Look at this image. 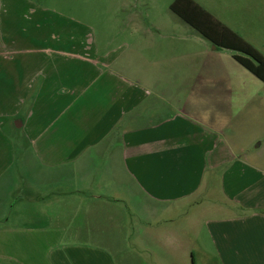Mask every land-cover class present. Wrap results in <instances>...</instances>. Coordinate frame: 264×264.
Returning a JSON list of instances; mask_svg holds the SVG:
<instances>
[{
  "label": "crops",
  "instance_id": "0c3cea01",
  "mask_svg": "<svg viewBox=\"0 0 264 264\" xmlns=\"http://www.w3.org/2000/svg\"><path fill=\"white\" fill-rule=\"evenodd\" d=\"M10 12L0 127L37 154H13L0 131V264H135L147 240L156 256L194 245L264 264V81L204 37L184 68L169 56L146 72L142 57L89 54L76 25L44 12L16 39ZM247 42L264 55V31ZM20 160L25 195L7 175Z\"/></svg>",
  "mask_w": 264,
  "mask_h": 264
},
{
  "label": "rangeland",
  "instance_id": "374dc122",
  "mask_svg": "<svg viewBox=\"0 0 264 264\" xmlns=\"http://www.w3.org/2000/svg\"><path fill=\"white\" fill-rule=\"evenodd\" d=\"M174 1L0 0V8L2 5L9 6L11 16L18 19L15 23L20 27V31L22 27L26 29L19 32L16 39L31 40L33 35L31 31L28 32L26 23L32 22L29 18L38 21L39 15L43 16L41 13L44 12L46 21L50 18L56 24L76 25L74 34L78 40L83 41L84 46L91 50L89 54L95 53L110 57L118 55V57L130 60L142 57L150 64V69L146 67L145 71L154 72L155 65L151 62L160 57L178 58V62L172 65L176 67L179 63L184 68L190 60H193V54H200L202 47L199 40L206 38L199 30L186 24L171 10L170 7ZM195 1L203 4V8L208 13L245 41L247 37L257 38L260 31H264V0ZM24 19H26L25 22H23ZM235 28H238V33ZM213 47L220 48L224 54H234V58L236 55L245 56L227 48L217 47L215 44ZM136 67L137 65H134L132 68L136 69ZM10 129L12 130V127L8 125L4 128L0 127L4 139L11 143L13 154H37L33 146L25 144L23 130H18L14 126L12 132ZM21 161L18 164L16 162L7 175L17 180L21 190L20 194L25 195L23 190L26 185L31 188L28 183L30 175L29 172L23 174L24 167ZM35 183L37 181H34ZM36 189L37 187L34 186V190ZM16 198L17 196L14 199ZM180 219L178 225L185 226L186 224L182 221L184 218ZM147 241L154 249L147 254L130 256L135 264H159L158 262L161 264H193V258L197 264H220L218 256L208 253V248L205 249L207 254H203L193 245L192 253L195 254L193 256L191 254L187 259L181 254L156 256L154 252L159 254L160 246H156L150 240Z\"/></svg>",
  "mask_w": 264,
  "mask_h": 264
},
{
  "label": "trees",
  "instance_id": "16d2710c",
  "mask_svg": "<svg viewBox=\"0 0 264 264\" xmlns=\"http://www.w3.org/2000/svg\"><path fill=\"white\" fill-rule=\"evenodd\" d=\"M170 8L183 21L199 30L217 47L244 54L245 56L236 55L235 59L264 81V55L250 43L216 20L194 0H175Z\"/></svg>",
  "mask_w": 264,
  "mask_h": 264
},
{
  "label": "water",
  "instance_id": "95a60500",
  "mask_svg": "<svg viewBox=\"0 0 264 264\" xmlns=\"http://www.w3.org/2000/svg\"><path fill=\"white\" fill-rule=\"evenodd\" d=\"M22 125V124H21Z\"/></svg>",
  "mask_w": 264,
  "mask_h": 264
}]
</instances>
